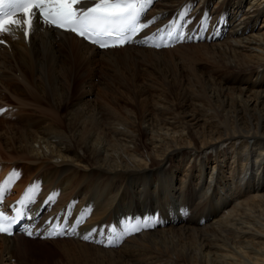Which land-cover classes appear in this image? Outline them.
<instances>
[{
  "label": "bare ground",
  "instance_id": "6f19581e",
  "mask_svg": "<svg viewBox=\"0 0 264 264\" xmlns=\"http://www.w3.org/2000/svg\"><path fill=\"white\" fill-rule=\"evenodd\" d=\"M182 1L156 6L169 12ZM220 1L239 9L243 35L95 53L38 27L30 47L14 42L1 57V97L16 110L0 118V159L29 162L48 186L77 195L106 189L108 204L91 224L114 214L118 191L151 193L157 184L186 194L194 215L211 216L129 236L115 249L57 240L41 245L42 262L264 264V30L254 27L264 0ZM21 243L0 237V264Z\"/></svg>",
  "mask_w": 264,
  "mask_h": 264
},
{
  "label": "snow or ice",
  "instance_id": "6c2138e0",
  "mask_svg": "<svg viewBox=\"0 0 264 264\" xmlns=\"http://www.w3.org/2000/svg\"><path fill=\"white\" fill-rule=\"evenodd\" d=\"M152 3L153 0H0V34L11 33L17 29L23 31L25 39H29L33 29L39 24L75 33L100 48L122 47L135 43L139 33L150 26V22H142L141 17L147 6ZM188 23L190 20L187 19V10H182L168 25L161 27L146 39H158L160 42L152 45L157 48L193 39L184 31ZM0 44H6V41L0 39ZM2 111L5 110L0 109V112ZM35 187V184L29 185L24 196L27 197ZM51 195L46 204L51 202ZM2 202L3 197L0 196V206ZM34 202L35 196L28 197L27 200L22 197L17 201L14 208L23 206V210L18 216L9 218L7 227L0 223V233L13 235V224L22 219H31L27 212L29 205ZM4 215L5 213L0 212V217ZM46 223L52 228L50 236L75 234V228L70 227L66 219L60 224H56L55 219ZM140 223L147 227L150 220L145 218ZM132 231H139V227ZM27 234L32 236L35 233L30 231ZM125 234L113 229L111 242L115 243ZM91 238L90 234L82 236L85 241Z\"/></svg>",
  "mask_w": 264,
  "mask_h": 264
},
{
  "label": "rangeland",
  "instance_id": "374dc122",
  "mask_svg": "<svg viewBox=\"0 0 264 264\" xmlns=\"http://www.w3.org/2000/svg\"><path fill=\"white\" fill-rule=\"evenodd\" d=\"M262 16H261L260 19L258 18V21H257L256 26H255V27H257V29H261L259 32H262L264 30V27H263L264 23L262 24V22H263L262 18L264 19V15H262ZM257 29H256V31H257ZM95 74L92 76V78L95 79V80H98V78L100 77V72H95ZM207 174H209V173L207 172ZM29 243L33 244V248L30 251H28V254H30V258H32L33 261L35 263H37V264H48V263L42 262L41 258H44L45 251L42 249L41 245L37 244V243H34V242H29ZM29 243H27L26 246L24 247V252L25 253H26V251L28 249V244ZM47 255H48V257L50 256L49 253H47ZM8 263L10 264L9 261H8ZM27 264H34V263L30 259H28L27 260Z\"/></svg>",
  "mask_w": 264,
  "mask_h": 264
}]
</instances>
